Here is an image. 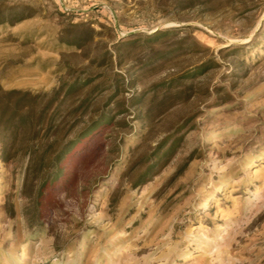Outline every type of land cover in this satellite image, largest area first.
<instances>
[{"label":"rangeland","instance_id":"obj_1","mask_svg":"<svg viewBox=\"0 0 264 264\" xmlns=\"http://www.w3.org/2000/svg\"><path fill=\"white\" fill-rule=\"evenodd\" d=\"M12 91L91 130L38 201L0 133V264H264V0H0Z\"/></svg>","mask_w":264,"mask_h":264},{"label":"trees","instance_id":"obj_2","mask_svg":"<svg viewBox=\"0 0 264 264\" xmlns=\"http://www.w3.org/2000/svg\"><path fill=\"white\" fill-rule=\"evenodd\" d=\"M84 82L85 86L89 84L87 80ZM79 85L77 83L66 87L62 101L59 99L61 89L53 91L49 106L55 100L60 101V106L65 104L72 98L74 92L80 90ZM4 94L5 97H9L19 95L21 92L12 91ZM38 99L39 96L23 92L14 102L0 106V133L5 131L8 135V138L3 141V152L5 157L9 158L16 147L23 143L27 144L23 153V157L27 158L24 183L26 185L30 182L37 187L35 201L41 198L48 185L57 181L61 175L63 159L74 151L76 145L91 130V128L76 130L78 122H73L61 136V125L56 121L60 106L51 113L49 118L45 117V111H48L49 106L41 111L33 109L22 112L24 103L31 102L34 105ZM42 127H44L43 133L45 134L43 137L39 134Z\"/></svg>","mask_w":264,"mask_h":264}]
</instances>
